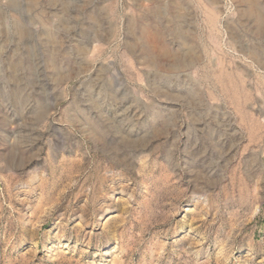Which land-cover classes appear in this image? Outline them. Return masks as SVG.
<instances>
[{
	"label": "rangeland",
	"instance_id": "rangeland-1",
	"mask_svg": "<svg viewBox=\"0 0 264 264\" xmlns=\"http://www.w3.org/2000/svg\"><path fill=\"white\" fill-rule=\"evenodd\" d=\"M246 7L0 0V264H264V24Z\"/></svg>",
	"mask_w": 264,
	"mask_h": 264
},
{
	"label": "bare ground",
	"instance_id": "bare-ground-1",
	"mask_svg": "<svg viewBox=\"0 0 264 264\" xmlns=\"http://www.w3.org/2000/svg\"><path fill=\"white\" fill-rule=\"evenodd\" d=\"M137 1V0H136ZM152 1V0H151ZM165 1V0H164ZM207 1V0H206ZM212 1V0H211ZM256 0H244V2H246V4H247V7H246V12H245V10H244V13H246V14H249V15H253V17H255L256 19H257V22H259V24H264V8L262 7V6H258L257 4H256V2H255ZM40 3V2H39ZM215 3V2H214ZM243 3V2H242ZM259 4V3H258ZM31 5V4H30ZM157 5V4H156ZM177 5V4H176ZM33 6V5H32ZM159 6V5H158ZM209 7V6H208ZM158 8H160V7H158ZM211 9V8H210ZM178 10V9H177ZM160 11V10H159ZM181 11V10H180ZM141 13V12H140ZM138 15V14H137ZM140 15V14H139ZM40 16V15H39ZM177 19V18H176ZM175 19V20H176ZM210 20L212 21V15H210ZM131 21V20H130ZM174 21V20H173ZM184 21V20H183ZM210 21V22H211ZM132 22V21H131ZM178 22V21H177ZM185 22V21H184ZM212 23V22H211ZM142 25V24H141ZM156 25V24H155ZM250 25V24H249ZM46 26V25H45ZM178 27V26H177ZM181 27V26H180ZM133 28V27H132ZM237 28V27H236ZM158 29H159V27H158ZM149 27H141V28H139V29H137L136 30V35L138 36L139 35V33L141 34V36L143 37V38H145V43H146V45H142L141 47L142 48H144L145 46H149V47H151V37H152V34L149 32ZM180 30V29H179ZM188 30H190V29H188ZM188 30H187V32H188ZM20 31V30H19ZM156 31V30H155ZM165 31V30H164ZM157 32V31H156ZM171 32V31H170ZM174 32H175V30H174ZM177 33L178 32H180V31H176ZM185 33H186V31H184ZM213 32V31H212ZM178 34H180V33H178ZM187 35H188V33H186ZM174 35H176V34H174ZM192 36V35H191ZM171 37V36H170ZM182 37V36H181ZM143 38H141V39H137L136 40V42L134 43V47H133V54L135 53V48L137 49V47H138V45H137V42L139 43V41L140 42H142L144 39ZM183 39H184V37H182ZM208 41V40H207ZM204 44V43H203ZM190 45V44H189ZM61 48V47H60ZM247 51V50H246ZM163 52V54L164 55H171V54H168V52L169 51H167L166 49L164 50V51H162ZM191 52H192V49L190 48V47H186L185 48V53H187V54H191ZM171 53V52H170ZM173 53V52H172ZM252 54V53H251ZM84 56V55H83ZM176 56V55H175ZM252 56H253V54H252ZM174 58V57H173ZM172 58V59H173ZM199 57H197V59H198ZM256 58H258L257 56H256ZM142 60L143 61H146V58L144 57V58H142ZM176 62H177V60H176ZM225 63V62H224ZM178 64V63H177ZM176 64V65H177ZM174 65H175V63H174ZM185 65H186V63H185ZM191 65V64H190ZM189 65V66H190ZM195 65V64H194ZM226 65V64H225ZM178 66V65H177ZM212 66V65H211ZM88 67V66H87ZM222 68V67H221ZM55 69V68H54ZM160 69V68H159ZM158 69V70H159ZM169 69V68H168ZM177 69V68H176ZM184 69H186V68H184ZM170 70V69H169ZM172 70V69H171ZM224 70V69H223ZM222 70V71H223ZM56 71H57V68H56ZM219 71V70H218ZM152 72V71H151ZM155 72V71H154ZM212 72V71H211ZM56 73H58V71L56 72ZM223 74V73H222ZM233 76V75H232ZM236 77V76H235ZM233 78V77H232ZM189 85V84H188ZM187 85V86H188ZM192 86H194V85H192ZM195 87V86H194ZM193 88V87H192ZM160 89H163L162 87L160 88ZM166 93L169 95V94H171L170 93V90L168 89L167 91H166ZM191 92H189V94H190ZM200 93H201V90H200ZM194 95V94H193ZM199 95V94H198ZM197 96V95H196ZM199 98H200V96H199ZM193 99V98H192ZM194 100V99H193ZM196 100V99H195ZM199 101V100H198ZM202 101V100H201ZM200 101V102H201ZM202 104V103H201ZM199 106V105H198ZM202 107H204V106H202ZM202 107H200V109L202 108ZM205 107H207V106H205ZM217 110V109H216ZM206 112H207V110H206ZM173 114V113H172ZM203 115V114H202ZM199 123V122H198ZM211 127V126H210ZM201 132V131H200ZM213 133H214V131H213ZM210 134V133H209ZM215 135V134H214ZM127 143V142H126ZM123 152V151H122ZM252 156V155H251ZM250 159H251V157H250ZM255 160V159H254ZM252 161V160H251ZM251 163V162H250ZM255 163V162H254ZM102 176V175H101ZM197 180V179H196Z\"/></svg>",
	"mask_w": 264,
	"mask_h": 264
},
{
	"label": "crops",
	"instance_id": "crops-1",
	"mask_svg": "<svg viewBox=\"0 0 264 264\" xmlns=\"http://www.w3.org/2000/svg\"><path fill=\"white\" fill-rule=\"evenodd\" d=\"M257 52H258V51H257ZM257 52H252V54H253L252 57H255V58H256V56L259 57L258 54H257ZM258 53H259V52H258ZM252 54H251V55H252ZM263 59H264V57H263ZM263 64H264V60H263Z\"/></svg>",
	"mask_w": 264,
	"mask_h": 264
}]
</instances>
